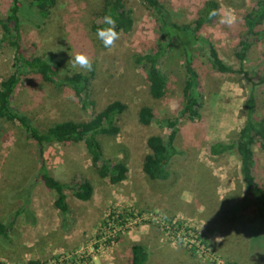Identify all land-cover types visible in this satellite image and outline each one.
Segmentation results:
<instances>
[{
    "label": "rangeland",
    "instance_id": "obj_1",
    "mask_svg": "<svg viewBox=\"0 0 264 264\" xmlns=\"http://www.w3.org/2000/svg\"><path fill=\"white\" fill-rule=\"evenodd\" d=\"M12 1L0 0V19L9 13ZM162 1L177 13L178 21L193 24L206 0ZM218 1L216 18L201 33L213 41L220 57L237 69L235 52L246 34L242 15L251 10L254 0ZM124 2L133 16V26L127 33H118L112 46L104 48L92 24L101 22L105 0H56L44 20L27 8L30 0H22L26 8L20 13V33L28 54L52 53L62 76L93 72L88 92L94 105L84 108L71 87L29 75L14 92L13 106L46 130L59 121L87 120L114 100L126 103L118 117V134H101L98 140L103 159L123 162L128 171L123 181L111 183L98 174L83 142L48 144L43 160L67 185L68 211L62 212L54 204L56 192L40 179L42 165L36 143L16 124L5 123L10 135H0V222L8 224L9 231L7 238L0 235V264H130L131 245L137 242L147 245V264H264V251L255 252L252 241L258 239L257 229L264 227V212L243 209L244 202L239 203L246 194L239 156L235 150L213 155L209 149L215 141L238 139L252 84L243 73L214 70L207 47L200 44L201 49L194 50V66L200 77L202 107L200 118L190 121L182 114L186 71L176 42L161 59L167 79L165 95L153 98L145 68L136 63L135 55L157 44L156 19L141 0ZM2 33L0 26V82L13 64V48L2 40ZM77 54L89 59L91 71L74 66ZM244 68L256 83L255 117L263 118L264 38L252 45ZM143 105L155 111L147 125L138 119ZM164 118L176 119L179 131L174 140L178 152L170 159L172 175L161 181L145 174L143 161L150 135L167 139L170 129L158 121ZM254 155L253 173L264 188V149L257 143ZM83 181L92 188L87 200L76 198L72 190ZM109 213L118 214L125 222L135 213L148 215V219L129 224L113 243L100 241L101 226Z\"/></svg>",
    "mask_w": 264,
    "mask_h": 264
},
{
    "label": "trees",
    "instance_id": "obj_2",
    "mask_svg": "<svg viewBox=\"0 0 264 264\" xmlns=\"http://www.w3.org/2000/svg\"><path fill=\"white\" fill-rule=\"evenodd\" d=\"M141 1L152 11L159 35L158 42L153 48L135 55L136 63L145 68L149 93L153 98L160 99L165 95L167 79L161 70V59L176 42L180 44L183 52L186 71L182 95V114L190 121H196L200 118V108L202 107V95L199 90L200 77L194 66V50H198L202 46L200 44L207 47V56L214 70L221 73H243L252 84L250 95L244 102L246 119L239 130L238 139L236 141H215L209 149L213 155H220L231 150L237 152L242 181L246 189V194L239 203L244 202L243 209H257V212L262 214L261 212L264 210H261L260 207L264 208V188L256 181L253 168L255 165L254 145L257 143L264 149V117H255L257 99L254 86L256 83L248 77L244 66L252 45L264 38V0H254L251 10L242 15L246 34L239 43V49L235 52L239 62L237 69L228 65L220 57L213 41L201 33V29L216 18L220 6L218 0H206L203 7L198 10L193 24L178 21L177 13L168 8L162 0ZM55 4L56 0H30V7L27 6V8H33L37 19L44 20L48 18L50 9ZM25 8L22 0H13L7 16L0 19V26L3 30L1 38L13 48L12 70L0 82V135H4L3 137L10 135V131L4 127L5 123L10 122L16 124L29 139L36 143L42 165L40 179L46 188L56 192L55 206L62 212H67L68 204L65 193L67 185L59 181L46 166L43 160L46 146L50 143L83 142L91 156L92 163L102 178H108L111 183L123 181L127 176V165L120 161L108 162L103 159L98 135L112 136L118 134L120 130L118 117L126 110L127 104L120 100H114L87 120L59 121L46 130H41L35 126L28 115L17 110L13 106L12 96L22 79L29 75H36L41 80L55 86L67 85L71 87L74 96L81 101L84 108L88 105H94V101L88 92L93 72L77 71L62 76L58 60L52 53L28 54L21 41L20 33V13L25 11ZM213 12L215 15H211ZM105 15H111L115 19L117 33H127L133 26V16L131 11L125 7L124 0H105L101 11V22L92 24L94 32L98 28L106 27L103 23ZM260 83L264 84V77ZM154 118L155 111L151 106L143 105L139 109L138 119L141 124L147 125ZM158 121L160 125L168 127L170 132L167 139L159 134H152L147 138L149 152L143 161V171L150 179L165 181L172 175L170 159L178 152L174 140L179 127L176 119L164 118ZM72 190L74 196L81 200L89 199L92 192L91 184L88 181H83L72 187ZM257 230L255 234L259 235L256 237L258 239H252L255 241L254 250L257 253H263L264 236L262 234H264V227L260 226ZM8 231L9 225L0 222V235L7 238ZM148 260L147 247L142 243H133L131 245L130 264H147Z\"/></svg>",
    "mask_w": 264,
    "mask_h": 264
},
{
    "label": "clouds",
    "instance_id": "obj_3",
    "mask_svg": "<svg viewBox=\"0 0 264 264\" xmlns=\"http://www.w3.org/2000/svg\"><path fill=\"white\" fill-rule=\"evenodd\" d=\"M211 15H215V12L211 13ZM227 22H230V20ZM103 23L106 25V27L98 28L96 30V37L98 40H100L104 48H109L110 46H112L113 42L118 38V33L115 30L116 21L111 15H105L103 17ZM73 63L74 66L79 65L81 68L91 71V62L83 54L75 55Z\"/></svg>",
    "mask_w": 264,
    "mask_h": 264
},
{
    "label": "built area",
    "instance_id": "obj_4",
    "mask_svg": "<svg viewBox=\"0 0 264 264\" xmlns=\"http://www.w3.org/2000/svg\"><path fill=\"white\" fill-rule=\"evenodd\" d=\"M147 216L144 217L143 214L139 215L135 213V217L133 216L131 221L125 222L123 221L124 218L120 217L118 214L109 213L107 219L105 220L104 225L101 226V231H100L101 234L99 236L100 241L101 240L106 241L108 239V241L113 243L118 233L122 232L126 227H128L129 224L133 225L139 221L147 220L148 219ZM81 257L82 255H80V259L84 261V259Z\"/></svg>",
    "mask_w": 264,
    "mask_h": 264
},
{
    "label": "crops",
    "instance_id": "obj_5",
    "mask_svg": "<svg viewBox=\"0 0 264 264\" xmlns=\"http://www.w3.org/2000/svg\"><path fill=\"white\" fill-rule=\"evenodd\" d=\"M141 243V242H140ZM142 244H144L146 247H147V245L145 244V243H142ZM148 249V248H147ZM148 252H149V250H148ZM149 255H150V253H149Z\"/></svg>",
    "mask_w": 264,
    "mask_h": 264
}]
</instances>
